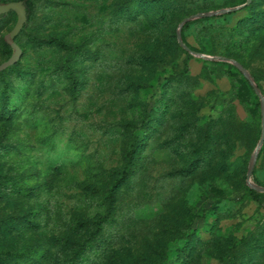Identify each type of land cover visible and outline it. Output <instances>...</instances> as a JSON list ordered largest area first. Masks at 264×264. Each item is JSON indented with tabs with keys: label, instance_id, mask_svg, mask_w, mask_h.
<instances>
[{
	"label": "rangeland",
	"instance_id": "obj_1",
	"mask_svg": "<svg viewBox=\"0 0 264 264\" xmlns=\"http://www.w3.org/2000/svg\"><path fill=\"white\" fill-rule=\"evenodd\" d=\"M17 1L0 11V264H264L246 194L261 100L192 53L239 62L264 97V0Z\"/></svg>",
	"mask_w": 264,
	"mask_h": 264
},
{
	"label": "water",
	"instance_id": "obj_2",
	"mask_svg": "<svg viewBox=\"0 0 264 264\" xmlns=\"http://www.w3.org/2000/svg\"><path fill=\"white\" fill-rule=\"evenodd\" d=\"M249 1L250 0H247V2L245 4H243V5H246ZM17 3H19V2H17ZM19 4H21V3H19ZM9 5L10 4H1L0 5V11L4 10ZM229 10L230 9L218 10L215 13H198V14L194 15L193 17H204V16H209V15H212V14H222V13L228 12ZM190 18H192V17H190ZM190 18H188V19H190ZM186 20L187 19L183 20L180 23V25H179V27L177 29L176 37H177V41H178L179 45L182 48H184L185 50H189V48L183 42V40L181 38V34H180V28H181V26L183 25V23ZM19 26H20V23H17L16 30L19 28ZM192 53H194L195 55H198V56H202L205 59H218V60H221V61H226V62L232 63L248 79V81L252 85L253 90L255 91L256 95L260 98V100H261V137H260V140H259V143H258L257 147L254 150V153H253V156H252V160H251L250 166H249L247 174H246V179H247V183H248L249 187H251L253 189H256L258 192H264V187L257 186L255 184H253L251 182V180H250L251 174H252V171H253V167L255 165V160H256V157H257V153H258V151H259V149H260V147H261V145L263 143V139H264V97L261 94V91L259 90V88L255 84L254 80L249 76V74H248L247 70L245 69V67H243V65H241L239 62H237V61H235L233 59L227 58V57H210V56L203 55V54H200V53H195V52H192ZM9 63H6L3 67L7 66ZM3 67H1V68H3Z\"/></svg>",
	"mask_w": 264,
	"mask_h": 264
},
{
	"label": "trees",
	"instance_id": "obj_3",
	"mask_svg": "<svg viewBox=\"0 0 264 264\" xmlns=\"http://www.w3.org/2000/svg\"><path fill=\"white\" fill-rule=\"evenodd\" d=\"M17 2L21 3V5H26V0H18ZM2 4V0H0V5ZM25 7V6H24ZM187 46V45H186ZM189 48V46H187ZM190 50V49H189ZM187 50V51H189ZM2 51L7 54L8 57L11 56L12 54V50L10 48V46L8 45V43L6 41H3L2 43ZM132 128L134 129H137V126H131ZM132 154V151L131 152H127V155L130 157ZM128 170V167H124L122 171H120V179H118L115 183V188H120L122 182H123V179L124 177H126V174H127V171ZM246 194L253 200L255 201L258 206H260L261 208H264V193L262 192H258L256 189H253L251 187H248L247 191H246ZM111 196H112V193H111ZM82 224V223H81ZM86 244V243H85ZM86 247V245H85ZM84 247V248H85ZM83 248V249H84ZM87 251V250H86Z\"/></svg>",
	"mask_w": 264,
	"mask_h": 264
}]
</instances>
